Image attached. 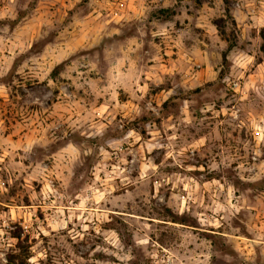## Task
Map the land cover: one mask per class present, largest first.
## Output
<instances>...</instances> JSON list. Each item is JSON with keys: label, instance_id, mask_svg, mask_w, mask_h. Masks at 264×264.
<instances>
[{"label": "rangeland", "instance_id": "rangeland-1", "mask_svg": "<svg viewBox=\"0 0 264 264\" xmlns=\"http://www.w3.org/2000/svg\"><path fill=\"white\" fill-rule=\"evenodd\" d=\"M0 264H264V0H0Z\"/></svg>", "mask_w": 264, "mask_h": 264}, {"label": "trees", "instance_id": "trees-1", "mask_svg": "<svg viewBox=\"0 0 264 264\" xmlns=\"http://www.w3.org/2000/svg\"><path fill=\"white\" fill-rule=\"evenodd\" d=\"M224 2H226V0H223ZM226 13L228 14V11L225 10ZM214 26L216 27L217 31L219 32V35L225 40V42L227 43V49L226 52L223 54V62L226 61V54L231 51L234 47H235V43L234 42H230L228 38L225 37V26H226V21L223 19H219L217 21L214 22ZM60 67L57 66V68ZM56 71V70H54ZM54 73V72H53ZM171 101V100H169ZM169 102L167 101V103H165L164 105L168 104Z\"/></svg>", "mask_w": 264, "mask_h": 264}, {"label": "built area", "instance_id": "built-area-1", "mask_svg": "<svg viewBox=\"0 0 264 264\" xmlns=\"http://www.w3.org/2000/svg\"><path fill=\"white\" fill-rule=\"evenodd\" d=\"M231 85H232L231 86L232 89L238 88V84L235 82H232Z\"/></svg>", "mask_w": 264, "mask_h": 264}]
</instances>
